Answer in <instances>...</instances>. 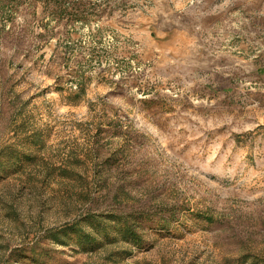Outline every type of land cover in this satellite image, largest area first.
<instances>
[{
    "label": "rangeland",
    "instance_id": "rangeland-1",
    "mask_svg": "<svg viewBox=\"0 0 264 264\" xmlns=\"http://www.w3.org/2000/svg\"><path fill=\"white\" fill-rule=\"evenodd\" d=\"M87 213L132 214L143 243L47 237ZM255 258L264 0H0V264Z\"/></svg>",
    "mask_w": 264,
    "mask_h": 264
},
{
    "label": "trees",
    "instance_id": "trees-1",
    "mask_svg": "<svg viewBox=\"0 0 264 264\" xmlns=\"http://www.w3.org/2000/svg\"><path fill=\"white\" fill-rule=\"evenodd\" d=\"M196 217L208 224L216 222L212 214L196 212ZM82 222H88L91 231L84 230L78 222L66 224L57 229H51L47 237L54 243L65 245L66 242L61 237L74 235V243L78 252H95L117 241V237L128 245L139 247L143 243V236L140 232L135 217L132 214L114 213H87ZM118 235V236H116ZM129 252L126 248H115L104 256L106 263H115L117 259H123ZM245 262L252 260L251 256ZM254 264H264L263 258H255Z\"/></svg>",
    "mask_w": 264,
    "mask_h": 264
}]
</instances>
